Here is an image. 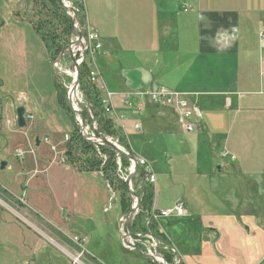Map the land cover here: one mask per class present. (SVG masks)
<instances>
[{"label": "crops", "instance_id": "0c3cea01", "mask_svg": "<svg viewBox=\"0 0 264 264\" xmlns=\"http://www.w3.org/2000/svg\"><path fill=\"white\" fill-rule=\"evenodd\" d=\"M7 1L2 9L6 14L11 11L15 24L13 33L7 34L11 37V43H6L8 53H22L23 62L48 85L50 72L55 75L48 50L34 30L20 29L19 23L26 21L17 13L22 0ZM84 7L89 26L101 41L94 57L97 90L100 97L110 92L115 112L126 114L119 121L96 109L97 118H109L116 130L112 136L147 160L155 175L152 201L137 220L140 207L132 234L155 236L170 264H264V41L258 37L264 0H84ZM162 88L180 93L200 109L195 130L185 131L170 109L148 102L146 94ZM53 101L42 95L22 104L27 115L37 112L46 127L35 134L36 145L40 135H49L47 125L52 126L56 118L51 110L55 113L61 107ZM74 122L73 129L75 118ZM126 160L127 165L121 161L124 173L130 165ZM65 167L80 176L95 174L107 187L99 171ZM140 171L138 166L131 187L141 201L142 187L151 184L139 176ZM216 175L231 177L230 188L235 191L221 189L218 194L225 196L219 203L226 206L230 201L235 210L214 205ZM77 183H63L65 191L50 184L52 197L81 191ZM82 197L86 203L88 195ZM177 201L183 202L185 215L149 219L152 209H167ZM106 208L103 203L104 213ZM123 215L118 218L115 212L113 219L121 240Z\"/></svg>", "mask_w": 264, "mask_h": 264}, {"label": "rangeland", "instance_id": "374dc122", "mask_svg": "<svg viewBox=\"0 0 264 264\" xmlns=\"http://www.w3.org/2000/svg\"><path fill=\"white\" fill-rule=\"evenodd\" d=\"M71 1L75 4L74 0ZM7 4V0H0V23L5 21V25L0 26V162H6L5 167L0 169V264H7V261H10L8 264H151L148 259L138 254L137 250L124 247V241L121 240L116 224L113 223L115 212L118 218L123 214L119 196L123 190L121 182L124 180L117 170L116 153V176L109 178L112 188L110 190L115 193L111 201L108 199L111 191L103 185L99 176L95 174V176L92 174L80 176L65 167L68 165L76 171H86L79 170L81 160L70 162L65 154L69 147L65 135L67 132L71 134L74 129L70 113L59 104L57 97L58 91H62L66 104L71 108L68 87L73 78L64 71L50 69L55 75L50 72L47 85L44 79L36 76L35 70L29 64L23 62L22 53L15 55L8 53L6 43L8 45L11 43V37L7 38V34L13 33L12 27L15 24L11 11L6 14L2 9L7 7ZM48 8L40 11L39 7H34L32 0H22L21 10L17 13L26 21L19 23L20 29L34 30L32 24L37 28L38 21L45 20L42 29L40 27L38 29L41 34L47 33V27L53 32L60 33L63 28L62 23ZM63 12L65 13L64 10ZM11 52H13L12 45ZM30 53L29 50L27 54ZM41 55L36 53L39 58ZM62 65L66 69H72L68 56L63 58ZM55 82L58 87L54 88ZM42 95L51 98L52 101L55 98L61 107H58V112L55 113L53 109L51 110L56 118L51 120L52 126L47 125L49 130L46 131L49 135H40V144L36 145L35 134L37 131L40 134L46 127L40 124V118L35 111H32V119L27 118L28 115L25 113L26 126L18 127L16 107L22 106L25 102L27 104L31 98L36 100ZM80 96L81 101L85 102L84 97L81 94ZM146 98L154 105L147 94ZM160 107L170 109L178 120V114L173 108ZM81 108L84 111L85 107L81 106ZM88 121L87 118L86 122ZM193 121L195 123L197 120ZM90 130H93L92 126ZM120 145L123 146L122 143ZM93 146L96 150L95 145ZM134 147L146 156L135 142ZM20 150L23 155L18 156L17 151ZM73 151L76 158L83 159L91 154V152L86 154L85 149L82 152L74 145ZM105 155L107 157V154ZM96 156L101 160L99 154ZM61 158H65L66 161H62ZM147 158L153 161L152 157L147 156ZM157 165L162 166V161L158 160ZM217 166L219 162L216 163L215 168ZM230 179L231 177L222 179L217 175L213 177V201L215 206L235 210L230 201H227L226 206L219 203L225 196L218 194L221 189L235 191L230 188L232 185ZM77 181L76 185L82 189L77 191L80 197H77V192L69 197H66V194H61L58 198L52 197L51 185L58 186L60 191H65L64 184H75ZM20 183L24 184V188L20 189ZM83 194L88 195L86 203ZM129 196L131 208L134 200L130 194ZM103 203L108 207L106 213L102 211ZM75 237L85 240L82 247Z\"/></svg>", "mask_w": 264, "mask_h": 264}, {"label": "built area", "instance_id": "2783aa9c", "mask_svg": "<svg viewBox=\"0 0 264 264\" xmlns=\"http://www.w3.org/2000/svg\"><path fill=\"white\" fill-rule=\"evenodd\" d=\"M74 1H75L74 2L75 4H73V2L71 1L70 5H72L74 10H75V13L77 15L78 25H79L82 33L79 37V42L75 43V44H74L75 38L71 34V37H70L68 44H72L71 45V53H72L73 57L75 58L76 63L79 66V68H81L82 66L86 67V69H87L86 79H87L88 83L93 85L94 87H96V89H98L99 72L97 70V67L95 66L93 56H95L96 52L101 48V41L99 39L98 33L95 30H93L87 22L86 14H85V7H84V0H74ZM258 37H259L260 42L264 41V22L261 24V28H260L259 33H258ZM58 56L51 60L53 68L60 70V71H64V73L71 75L72 78L74 79L75 68L73 66V62L71 61L69 55L66 54L64 56H61V58H59V59H58ZM65 56L69 57L71 67H72L71 70L66 69L62 65V60ZM80 94L83 97V93H82L81 89L77 90V93H76V95L78 96L77 97L78 99H80V97H81ZM147 95H148V98L150 99V101L155 106H157V107L165 106V107L173 108L174 111L177 112L178 120L181 123V125L184 127L185 131L191 132V131L195 130L196 126L194 125L193 120H199L202 117L201 111L198 107H196L194 105H189L188 100L183 95H181L180 93H178L176 91H169V90H166L163 88L156 90V91L155 90L150 91V92H148ZM112 97H113V95L110 92H106L103 96H101L100 97L101 108H102L104 113L112 114L115 116V118H117L119 121H121V120L125 119L126 114L115 112L114 107H113V103H112ZM126 103L129 104V102L127 100H126ZM142 106H143V103H138L139 108ZM85 109L88 110L87 108H85ZM88 113H89L90 118H89L88 123L86 122L85 126L83 127V130L87 134H89L93 137H99L98 133L96 132V130H98L97 123L95 120L94 121L92 120L91 113L89 110H88ZM27 118L32 119V116L28 115ZM74 118L76 120V124H77L76 127L78 129V134H79V129H80L79 128V120L75 116H74ZM90 126H92V128H93L92 131L90 130ZM135 127H137V125H135ZM79 136H80V134H79ZM80 138H81V136H80ZM109 138H111V140L113 142L118 144V146H121L120 142L118 141L117 138H114L113 136H110ZM65 139H66V141H69L71 139V134L66 133ZM99 146H103V145H99ZM99 146L95 145L96 152H97V154H99L101 156V161H102V163H104L106 161L107 157L105 154H102L100 152ZM121 148L124 149L128 155H133L130 151L125 149L123 146H121ZM20 151H17L18 156L23 155V152L22 151L20 152ZM133 156H135V155H133ZM135 158L137 160L138 166L142 167L146 181L149 182L152 186L155 182V175L152 171L150 163L141 156H135ZM61 160L66 161L65 158H61ZM116 160L118 162L117 170L120 173V176L122 177V179L125 181L127 175L133 169V161L131 159H128L129 164H130L127 168L128 173L127 172L124 173V171H122V169H121L120 155L116 154ZM107 188L109 190L111 188V186L108 182H107ZM110 194L111 195L109 197V201H111V199H113L115 193H114V191H111ZM106 209H108V207ZM172 215H174V216L185 215V208H184L183 202L177 201L174 203V205L172 207L167 208V209H159V210L152 209L148 214L150 220H157L160 217H168V216H172ZM120 220H121V223L123 225H125V222H124L125 215H123V217H121ZM124 229L125 230H122V235H123L122 240H125L129 244V245L124 244V247L126 249L137 250L136 248H139L141 251L140 253L145 258H147L148 260H151L152 262L162 263V264H170V263L166 262L163 254H161V252L159 251V247L163 243L161 241H159L155 236H153L152 234L147 233V232H144L141 234L139 233L137 235H135V234L130 235L126 230V226L124 227ZM75 240L80 241V244H79L80 247H82V245L85 243V240L82 238L75 237ZM165 248L167 250L173 251L168 246H165ZM177 263H178V261L173 262L172 264H177Z\"/></svg>", "mask_w": 264, "mask_h": 264}, {"label": "trees", "instance_id": "16d2710c", "mask_svg": "<svg viewBox=\"0 0 264 264\" xmlns=\"http://www.w3.org/2000/svg\"><path fill=\"white\" fill-rule=\"evenodd\" d=\"M34 7H39L40 11H43L47 7L50 9L53 13L57 15L59 20L62 23V31L59 32H53V30L48 29L47 27V33L46 34H41L40 31L38 30L39 27L42 29V26H44V21L39 22V25L37 28L36 26H33V29L36 34L40 36V38L43 40L45 47L48 50L49 57L50 59L56 58L61 50L64 48V46L68 43V39L70 35L72 34V27L70 24V21L67 17V15L63 12L62 7L60 6L58 0H32ZM86 67L82 66L80 68V78H79V86L80 89L83 93V97L85 102H87L94 114V119L97 123V128L99 131L107 134L108 136H112L115 133V128L113 127V124L109 118H97L98 111L97 110H102L101 104H100V94L96 87L93 85L89 84L87 79H86ZM62 94V95H61ZM58 102L59 104L67 110L68 113H70L71 120L74 122V116L70 108L68 107V104H66L65 98L63 96L62 91H58ZM86 119L90 118L88 110L84 109L83 111ZM75 124V122H74ZM75 128L71 134V139L68 142V149L66 151V156L68 157V160L70 162H78L81 160L82 163L79 164V170H86V171H100L103 178L110 184L109 178H115L116 176V163H115V152L113 149L107 146H100L99 150L102 153L107 154V159L104 163L96 156V150L94 149V146L92 144H89L85 142L82 138H80L78 134V129L76 125H74ZM120 130V129H119ZM73 145L76 146L77 148H80V150L83 152V150H87L86 154L90 153V156L82 158H76L75 154L73 153ZM83 154V153H82ZM120 160L122 161V164L127 165L128 162L124 156H120ZM139 176L142 177L144 176L143 171L139 172ZM123 186V190H121L119 199L121 202V211L123 214H126L130 210V196L129 192L127 190L126 183L124 181L121 182ZM111 186V185H110ZM141 201H140V207L141 211L139 216L137 217V220L140 218V215L142 211L145 210V204L151 203L152 197H153V191H152V186L147 185L143 186L141 190ZM167 260V259H166ZM150 262V261H149ZM152 263V262H151ZM182 264V263H180Z\"/></svg>", "mask_w": 264, "mask_h": 264}, {"label": "water", "instance_id": "95a60500", "mask_svg": "<svg viewBox=\"0 0 264 264\" xmlns=\"http://www.w3.org/2000/svg\"><path fill=\"white\" fill-rule=\"evenodd\" d=\"M60 6L63 8V10L65 11V14L67 15L71 27H72V36L75 38V43L79 42V37L82 33L79 25H78V20H77V15L75 13V10L73 8L71 4V0H58ZM71 45L72 44H67L60 52L58 59L61 58V56H64L66 54L69 55L71 61L73 62V66L75 68V77L72 80V83L70 84V86L68 87V99H69V104L71 106L72 112L74 113V115L78 118L79 120V134L81 136V138L84 141H87L90 144L93 145H103V146H107L112 148L116 154L120 155V156H125L128 159H131L133 161V169L132 171L127 175L126 179H125V183L127 186V190L129 192V194L131 195V197L133 198L134 202L130 208V210L125 214V226H126V230L127 232L132 235L131 232V224L133 219L137 216L138 212L140 211V198L138 196V194L132 189L131 187V179L133 177V174L137 171L138 169V163L137 160L135 158V156L133 155H128L126 153V151L124 149L121 148V146H118V144H116L115 142H113L111 140V138H109L107 136V134L96 130V132L98 133L99 137H93L89 134H87L84 130L83 127L86 124V117L83 113V109L81 108V106L87 108L90 113H91V118L94 121V114H93V110L91 108V106L84 101H81L80 99L77 102V106L74 107L71 103V100L69 98V90H73L75 91V93H77V90H80V86H79V78H80V68L76 63L75 58L73 57L72 53H71ZM16 123L18 127H25L26 126V120H25V108L23 106H19L16 108ZM6 165L5 161H1L0 162V169H3ZM217 169H219V167H217ZM124 244L125 245H129L125 240ZM138 252H141L139 248H136ZM162 264V263H160Z\"/></svg>", "mask_w": 264, "mask_h": 264}, {"label": "bare ground", "instance_id": "6f19581e", "mask_svg": "<svg viewBox=\"0 0 264 264\" xmlns=\"http://www.w3.org/2000/svg\"><path fill=\"white\" fill-rule=\"evenodd\" d=\"M69 97L71 98V103H72V105L74 106V107H76L77 105V102H78V96L76 95V93H75V91H73V90H70V94H69ZM108 136V135H107ZM108 137H110V136H108Z\"/></svg>", "mask_w": 264, "mask_h": 264}]
</instances>
